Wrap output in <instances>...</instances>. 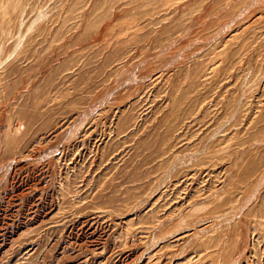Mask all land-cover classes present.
Returning a JSON list of instances; mask_svg holds the SVG:
<instances>
[{"label": "rangeland", "instance_id": "rangeland-1", "mask_svg": "<svg viewBox=\"0 0 264 264\" xmlns=\"http://www.w3.org/2000/svg\"><path fill=\"white\" fill-rule=\"evenodd\" d=\"M0 264H264V0H0Z\"/></svg>", "mask_w": 264, "mask_h": 264}]
</instances>
